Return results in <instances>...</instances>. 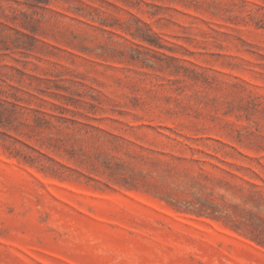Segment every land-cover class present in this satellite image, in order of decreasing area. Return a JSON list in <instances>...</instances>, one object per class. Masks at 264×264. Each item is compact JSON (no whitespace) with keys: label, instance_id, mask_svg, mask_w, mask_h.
<instances>
[{"label":"rangeland","instance_id":"rangeland-1","mask_svg":"<svg viewBox=\"0 0 264 264\" xmlns=\"http://www.w3.org/2000/svg\"><path fill=\"white\" fill-rule=\"evenodd\" d=\"M253 223L264 0H0V264H264Z\"/></svg>","mask_w":264,"mask_h":264},{"label":"trees","instance_id":"trees-1","mask_svg":"<svg viewBox=\"0 0 264 264\" xmlns=\"http://www.w3.org/2000/svg\"><path fill=\"white\" fill-rule=\"evenodd\" d=\"M241 225L248 226L249 224H246L245 222H241L237 229H240ZM254 225V226H253ZM253 230H249V233H251L253 236V240L256 241L260 245H264V226L261 223L252 224Z\"/></svg>","mask_w":264,"mask_h":264}]
</instances>
